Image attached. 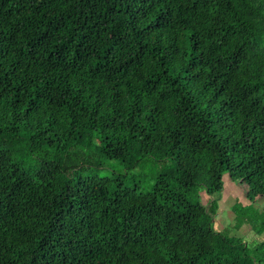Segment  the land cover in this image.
<instances>
[{"label": "trees", "instance_id": "1", "mask_svg": "<svg viewBox=\"0 0 264 264\" xmlns=\"http://www.w3.org/2000/svg\"><path fill=\"white\" fill-rule=\"evenodd\" d=\"M225 176L264 197V0H0V264H264Z\"/></svg>", "mask_w": 264, "mask_h": 264}, {"label": "rangeland", "instance_id": "2", "mask_svg": "<svg viewBox=\"0 0 264 264\" xmlns=\"http://www.w3.org/2000/svg\"><path fill=\"white\" fill-rule=\"evenodd\" d=\"M94 155V152L89 153ZM94 160L101 161V166L95 169L97 175L125 174L127 182L139 184L143 190H147L152 184L155 176L166 166L167 159L155 160L147 157L141 160L138 166L126 172L119 163L115 160L100 159L97 154L92 156ZM223 191L216 195V209L213 219V228L217 232L224 234L238 235L244 237L247 241L264 240V231L260 234L256 233L253 225L246 218L244 223L239 225V215L245 209L251 206L254 213L264 210V197L257 199L254 203L246 198L244 189L234 182H230L228 177H224ZM201 199L204 204H207L209 197L201 192Z\"/></svg>", "mask_w": 264, "mask_h": 264}]
</instances>
